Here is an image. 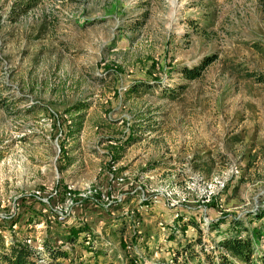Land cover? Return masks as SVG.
Here are the masks:
<instances>
[{
    "label": "rangeland",
    "instance_id": "374dc122",
    "mask_svg": "<svg viewBox=\"0 0 264 264\" xmlns=\"http://www.w3.org/2000/svg\"><path fill=\"white\" fill-rule=\"evenodd\" d=\"M26 4L0 0L6 245L31 239L42 264H217L220 241L255 237L264 0H36L20 12ZM207 59L199 79L183 77ZM255 240L264 258V235Z\"/></svg>",
    "mask_w": 264,
    "mask_h": 264
},
{
    "label": "trees",
    "instance_id": "16d2710c",
    "mask_svg": "<svg viewBox=\"0 0 264 264\" xmlns=\"http://www.w3.org/2000/svg\"><path fill=\"white\" fill-rule=\"evenodd\" d=\"M36 0H28V4L23 6L20 9V12L26 13L28 9L32 7V4H35ZM215 59H207L204 61L201 66L194 69L184 68L182 70L183 77L188 81H194L201 77L204 69L210 65ZM259 82H264V77L258 79ZM85 106L82 104H77L72 109V113L75 115L72 117V129L70 131L71 137H78V135L83 130V122L85 114L82 113L85 110ZM191 222V221H190ZM194 225L193 223H186V227ZM261 227H254L253 234H257L255 237L258 238L261 235H264V224L261 223ZM0 228L4 229V225L0 224ZM254 236H251L248 232L246 237L240 235L227 237L223 241H220V244L217 246L219 250L225 251L220 257V261L217 264H235L234 260H238L245 264H264V258H259L255 256L256 252V240ZM10 245H6L4 236L0 234V264H40L41 254L37 252L26 243L27 239H14ZM76 238L74 235L71 237H66L65 241L74 242ZM198 242H202L199 239ZM45 251L55 259H68L69 252L64 251L58 247L51 245L48 242H44ZM229 256H227V255ZM233 258L230 260V258ZM209 264H216L213 261Z\"/></svg>",
    "mask_w": 264,
    "mask_h": 264
},
{
    "label": "built area",
    "instance_id": "2783aa9c",
    "mask_svg": "<svg viewBox=\"0 0 264 264\" xmlns=\"http://www.w3.org/2000/svg\"><path fill=\"white\" fill-rule=\"evenodd\" d=\"M44 202L45 203L47 202L46 204H48V201H44ZM69 217H70V211L68 208H64V209H60L58 211H55V214H54V220L60 224H65L68 221ZM188 227L191 228L193 226H188ZM192 230H194V227ZM90 241H91V237H90V235H88L87 244H90ZM26 243L28 245H30L37 252V254H41L43 252V249L41 248V246L40 247H33L31 239H27ZM41 260L39 261L40 264H42V262H43V260L42 261Z\"/></svg>",
    "mask_w": 264,
    "mask_h": 264
}]
</instances>
